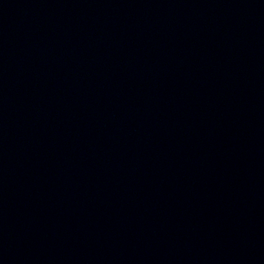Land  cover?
I'll list each match as a JSON object with an SVG mask.
<instances>
[{
  "label": "water",
  "instance_id": "1",
  "mask_svg": "<svg viewBox=\"0 0 264 264\" xmlns=\"http://www.w3.org/2000/svg\"><path fill=\"white\" fill-rule=\"evenodd\" d=\"M231 264H264V202L259 207Z\"/></svg>",
  "mask_w": 264,
  "mask_h": 264
}]
</instances>
